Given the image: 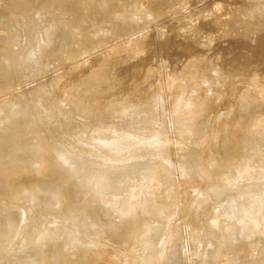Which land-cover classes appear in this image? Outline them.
Segmentation results:
<instances>
[{
  "label": "rangeland",
  "instance_id": "obj_1",
  "mask_svg": "<svg viewBox=\"0 0 264 264\" xmlns=\"http://www.w3.org/2000/svg\"><path fill=\"white\" fill-rule=\"evenodd\" d=\"M50 1L0 0V70L2 69L0 75L2 73L6 75L7 73L6 79L0 82V87L3 86L2 88H4L1 90L6 89L5 92L7 91L3 93L4 91L0 90V105L6 113L0 108V161L4 160L0 162V171L9 166L13 168L14 165H19L18 163H21L20 156L25 159V155L28 153L24 151L25 149H22L27 146L24 143L34 140L33 136L38 133V135H44L48 138H45V143L50 146L53 145L51 148L58 157L64 156V159L66 157L67 166L72 165L71 167L81 174L83 173V176L87 175L98 182L103 178L105 179V177L107 179L101 181L102 184L99 183L102 185L99 188L101 199L96 203L89 200V187H87L88 184L85 181L86 177L78 179V176L69 174L72 172L67 167L58 172L55 171V176L51 175L52 180L55 179V183L50 178L44 183L46 182L45 185L50 186L56 184L57 191L61 189L60 193L63 196L64 204L60 202L61 199H59L60 204L57 203L61 207L63 205L62 208H64L65 213L62 212V214L66 215L65 217L59 212L60 206L55 201H50L47 195L33 194L31 190L25 193L23 191V194L21 190L16 189L17 186L11 190L12 187L6 181L5 184L7 185L4 184V181L0 183V231L5 233L6 227L11 228L10 230L13 229V233L9 230L6 232L9 238L0 233V241L4 245L0 243L3 246L2 249L0 245V264L2 262V264H34V260L35 264H118L119 261L120 264H139L146 256H150L148 264H264V238L260 236V233H264V218H259L257 211L264 207V168H262L263 170L259 169L264 164V159H259L260 156L264 155V140L260 143L254 138V135L260 131L261 125L264 124V86L260 88L261 84H264V0H158L159 2L156 0L157 3H155V0L151 2L146 0V3L149 4L154 1L149 6L143 3L145 0H138L137 2L140 5L144 4V7L138 4L141 8L140 12L138 11L139 8L136 10V7H138L135 3L136 0H121L123 4H125L124 1L127 2V5H124L125 9L123 5H119L122 6L119 7L118 2L115 3L116 0H112L113 3L107 0L106 5H104V1L98 0L99 7L95 2L97 0H67L68 2L64 0L68 6L64 2L60 3L61 0L60 2L53 0L55 1H52L53 3ZM76 1L80 3V7H78ZM100 2H104V4L102 3L104 6ZM107 2L110 3L111 11L114 7L116 8L114 14H112L113 11L109 12ZM115 4L117 7L113 6ZM35 6L37 8H34ZM72 6L78 8L74 9ZM29 7L32 10L34 9L33 12ZM148 8L151 9L148 10ZM36 9L39 10L38 12L43 11L45 20L51 22L52 31L47 26L43 27L44 25H38L34 29L35 23L32 20H35L34 12L36 14ZM24 10L26 13L22 12ZM120 16H123V18ZM81 19L83 20L80 21ZM1 20L4 22L2 23ZM70 27L71 29H69ZM80 28L81 32L77 30ZM45 29L52 34L48 41L45 39L46 37L42 36ZM15 31L17 33H14ZM100 31L105 33L101 34ZM24 34L26 38L23 36ZM8 35L11 36L10 39H13L12 43L16 39L19 45L13 43L14 47L12 48L13 44L10 43L11 40H9ZM66 36L69 39L73 37L75 43ZM23 37L28 41H25ZM42 38L46 40V44L42 41ZM65 40H69L72 45ZM6 42L7 46H4ZM32 44L39 47L37 54L35 53L36 56L28 60H19V54L26 52L29 45ZM64 50H67L65 54ZM95 70L100 73L99 76L108 79V85H99L93 87L94 89L90 88L87 94L82 89L88 87L85 86L90 84L87 75ZM230 75H232L233 80ZM244 76L245 80L243 81L242 77ZM259 79L261 80L259 81ZM170 81L173 82L172 85ZM257 81L261 83L260 86L257 85ZM256 86L258 87L256 88ZM242 88H245L246 92L247 90H250V92L254 90L252 92L257 97L251 99L252 97L250 98L248 95V98L239 99L237 94ZM255 88L258 91L259 89L262 90L257 92ZM252 92L250 96H252ZM73 98L78 102L81 100L80 98H85L83 100L84 107L92 108V110L102 108L100 110L101 114L83 120L84 117L82 118L74 112L73 106L78 102H74ZM126 98L134 101L136 99L144 101L146 107L138 110L139 114L134 120H131L133 118L127 112L124 114L125 120L123 119L124 116H121L124 121L115 122L106 119L111 116V112L116 107L121 106L123 99ZM177 99L179 102L176 101ZM7 101L9 103L11 101V105ZM99 103H101V106H97L100 105ZM95 104L94 108L93 105ZM4 105L7 107H4ZM9 105L17 109V112ZM128 106L129 108L131 106L130 104L127 105L126 109L129 110ZM201 106H204L203 109L196 114L197 107ZM85 108L82 107L83 111ZM7 109H9L8 111L11 112L12 116L16 113L14 117L5 111ZM103 109L104 111H102ZM22 111L24 114H22ZM147 113L149 114L147 115ZM3 114L7 119L2 117ZM128 116L131 117V119L128 118L130 121H127ZM199 117L202 121H199ZM8 118L10 121H8ZM30 119L31 122L28 123L27 121ZM34 122L36 123L34 124ZM24 125L26 128L28 127L27 130ZM32 126L34 130H32ZM135 126H137L136 129ZM29 128H31V134L28 132ZM23 129L25 131H22ZM153 132H156V134H153ZM23 133L29 135L26 137ZM235 139L244 141L248 145L245 148L243 147L247 150L246 152L243 148H239L236 155L238 159H245L243 164H246L247 167L244 165L245 170H240V174H238L235 168L237 167L235 166L236 161H233L232 165L224 170L225 174L223 175V172L219 175L220 171L217 172V166L212 168L208 160L213 158L214 153L218 154L217 156L214 154V158L220 160L223 156L222 153L228 150ZM45 143L41 144V149H47ZM162 143L163 145H160ZM157 144L164 147L158 153L155 152L156 150H151L152 146L156 147ZM146 147L151 148V151L145 150ZM215 149L218 151L213 152ZM221 149L223 152H221ZM36 153H39L38 149L29 156L26 165L23 163L24 169L22 166V170L24 173L35 168L34 164L39 160L35 156ZM249 153L253 157H250ZM56 155L55 158H57ZM34 158H37V160ZM112 158L116 159L113 161ZM115 161L117 162L115 163ZM50 163L52 164L51 161ZM218 164L220 165V163ZM157 168L161 169L165 176L163 185L167 193H164L166 196L162 195V199L158 198L160 195L156 193L155 187L158 183L156 181L151 183V176L149 178L150 173ZM215 170L216 172H214ZM98 171L100 172L98 173ZM93 174L95 176L99 175V179ZM67 176L70 180L65 178ZM100 176H103V178L101 179ZM143 177L148 178L145 180ZM142 179L146 182L148 179V186L146 182L144 184ZM24 183L20 182L19 186H24ZM39 183L34 187L35 190L44 184L40 181ZM73 183L75 184L73 185ZM142 186L145 187V190ZM69 187L75 189H71L72 192L74 191L73 193L68 191ZM248 187H250L249 190ZM30 189H33V187H30ZM66 189L68 190L66 191ZM136 190H140L139 193ZM18 191H20V194H18ZM129 191H135V194L138 193L142 196L143 191H145L144 198L151 199L154 197V200L151 199L147 208L150 211L139 212L138 218L129 213L130 215L120 221L116 211L121 202L123 204V201H126V196L130 197L128 193L132 192ZM140 192L142 193L140 194ZM70 193L76 197L74 198ZM15 194H17V199H15ZM68 194L73 197L69 203L67 200H70L68 197L71 198V196H68ZM35 195L39 197L37 198ZM197 196L198 198H195ZM42 197L43 199H40ZM201 201L203 203H200ZM198 203L199 208L190 215V211ZM130 205L131 208H137L138 202L133 201ZM160 205L166 210H164V214L167 216H164L159 231L153 236L152 246L142 250L139 254L133 252V244H124V240L126 239L125 242L130 243L129 238L132 233L141 227H145L151 219L152 212ZM65 208H68V212ZM74 208H76L75 211ZM78 209H85V214L94 218L93 222L97 224L98 229H90L88 232L87 230H80L76 224V222L78 223L77 218L72 219V221L67 218L72 217V213ZM69 211L72 213L70 214ZM240 211L241 213L247 212V217L250 218L243 228L238 221ZM229 213L235 217L230 218ZM20 214L23 216L16 217ZM226 214L230 219L225 217ZM6 221L11 222V224L6 226L4 224L7 223ZM115 221L117 222L115 223ZM126 223L128 227H126ZM137 223H142V226ZM13 224L16 225L12 227ZM119 224L121 228L118 227ZM68 226L69 228H67ZM211 226L214 227V231H216V235L220 236V239L215 240L216 236L211 234ZM122 227H126L124 231ZM15 228H17V231L14 230ZM128 228L131 233H129ZM132 228L133 230H130ZM3 229L5 231H2ZM63 229L66 231L65 233ZM76 229L78 233L83 232L81 234L84 235L76 234ZM119 229L120 231H118ZM59 230H62V233ZM68 230H73L68 237L69 239L72 238L70 240L66 235L69 232ZM125 231L127 233L123 236L119 235H122ZM15 232L17 233L15 234ZM114 232L117 234L119 232L117 237L118 241L120 240V246L119 242L116 241L117 239L113 238L116 236ZM76 235L77 237L74 238ZM31 237L37 239V242L33 241L34 244L36 242L35 245L31 244ZM75 239L76 241H74ZM83 239L85 241L87 239L88 241L95 240L94 243L96 244L93 246L80 245L77 241ZM9 241V246H7ZM3 242H7V244ZM30 245H33V247H28ZM121 245H123L124 250ZM127 245L130 250L127 249ZM161 249L163 250L161 251ZM36 251L43 256L42 259H37L38 262L34 257L37 254L34 255ZM175 251H179L178 254ZM132 252L135 254H131ZM214 253H218L217 256L215 254L210 257ZM52 254H54V259L51 258ZM115 254H117L116 257H121L117 262L115 261L116 258L114 260L112 258ZM2 255L4 257H1ZM170 255L173 257L171 258ZM32 258L33 262H31Z\"/></svg>",
  "mask_w": 264,
  "mask_h": 264
},
{
  "label": "bare ground",
  "instance_id": "obj_2",
  "mask_svg": "<svg viewBox=\"0 0 264 264\" xmlns=\"http://www.w3.org/2000/svg\"><path fill=\"white\" fill-rule=\"evenodd\" d=\"M53 0H51L50 2L51 3H53V2H55V1H53ZM56 1H59L60 2V0H56ZM67 1V0H66ZM72 1V0H71ZM80 1V0H79ZM98 1V0H97ZM97 1H95L96 3H97V6L99 5V1L97 2ZM100 1H104L105 2V4H104V2H102L104 5H106V1L107 0H100ZM109 1V0H108ZM112 0H110L109 2H111ZM123 1V0H122ZM121 0H116V2L115 3H117L118 2V6L119 5H123V7H124V5L126 4L127 5V0L126 1H124L125 2V4H123V2H122ZM132 1V0H131ZM138 0H136L135 1V3H137V6H138V2H137ZM152 0H150V2H151ZM156 1V0H155ZM158 1V0H157ZM157 1L155 2V3H157ZM164 1V0H163ZM182 1H184V0H182ZM186 1V0H185ZM24 2V1H23ZM62 2H64V0H61V2L60 3H62ZM68 2V1H67ZM77 2V1H76ZM120 2H122V4H120ZM143 2V1H142ZM154 2V1H153ZM152 2V3H153ZM159 2V1H158ZM221 2V1H220ZM64 3H66V2H64ZM69 3H71V2H69ZM74 3H75V1H74ZM93 3V2H92ZM101 3V2H100ZM101 3V4H102ZM112 3H113V1H112ZM134 3V2H133ZM144 4H146V6H147V4H148V6L150 5V4H152V3H146V0H145V2H143ZM179 3V2H178ZM27 4V3H26ZM56 4V3H55ZM67 4V3H66ZM73 4V3H72ZM76 4V3H75ZM94 4V3H93ZM102 4V5H103ZM107 4H108V6H109V4L110 3H108L107 2ZM130 4H131V2H130ZM142 4V3H141ZM144 4L143 5H140L139 4V6H143L144 7ZM177 4V3H176ZM181 4V3H180ZM186 4V3H185ZM185 4H183V5H185ZM29 5V4H28ZM42 5V4H41ZM77 5H78V7H80L81 5H80V3L79 2H77ZM76 5V6H77ZM80 5V6H79ZM94 5H96V4H94ZM94 5L92 6L93 7V9H94ZM103 5V6H104ZM112 5V4H111ZM125 5V6H126ZM136 5V4H135ZM47 6V5H46ZM45 6V7H46ZM67 6H68V4H67ZM73 6H74V4H73ZM72 6V7H73ZM96 6V8H98ZM103 6H100L101 8L103 7ZM113 6H116V4L115 5H113ZM139 6L138 7H136V10L139 8ZM145 6V8L147 9V7ZM32 7V6H31ZM69 7H71V6H69ZM78 7H76V8H78ZM117 7V6H116ZM119 7H122V6H119ZM128 7H129V5H128ZM134 7V6H133ZM142 7V8H143ZM177 7H178V5H177ZM16 8V7H15ZM33 8V7H32ZM32 8L30 9V7H29V9L33 12V10H32ZM34 8H37V6H35ZM64 8H66V7H64ZM64 8H62V9H64ZM74 9H76L75 7H73ZM72 8V9H73ZM96 8H95V10H96ZM106 8V7H105ZM153 8V7H152ZM171 8V7H170ZM213 8V7H212ZM233 8V7H232ZM24 9V8H23ZM28 9V10H29ZM39 9H40V7H39ZM50 9V8H49ZM67 9V8H66ZM98 9H100V8H98ZM111 8H110V6H109V10H110ZM114 9H116L115 7L112 9V11H113V13L112 14H114L115 13V11H114ZM124 9H125V7H124ZM126 9H127V7H126ZM145 9V10H146ZM151 9V8H150ZM149 8H148V10H150ZM26 10V9H25ZM22 11V12H24V13H26V11ZM37 10V9H36ZM79 10H80V8H79ZM81 10H82V7H81ZM108 10V11H109ZM134 10V13H135V8L133 9ZM139 10H141V8H139L138 9V11ZM145 10H143L144 12H146L147 13V11H145ZM153 10V9H152ZM15 11V10H14ZM39 10H37V12H38ZM45 11V10H44ZM69 11V10H68ZM73 11H75V10H73ZM111 10L109 11V12H112ZM132 11V10H131ZM142 11V12H143ZM11 12V11H10ZM29 12V11H28ZM28 12H27V14H28ZM36 12V14H35V12H34V19L35 20H32L34 23V29L39 25H41V26H43V27H45V26H47L48 27V29H50L51 31L53 30L52 28H51V22H49L48 20H45V17H44V15H43V11L42 12H38L37 13ZM79 12V11H78ZM77 12V13H78ZM81 12V11H80ZM108 12V13H109ZM127 12V11H126ZM140 12V11H139ZM139 12H138V14H139ZM143 12V13H144ZM149 12H151V11H149ZM148 12V13H149ZM160 12V11H159ZM48 13V12H47ZM68 13V12H67ZM71 13V12H70ZM73 13V12H72ZM107 13V15H109ZM133 13V12H132ZM133 13V14H134ZM32 14V13H31ZM45 14V13H44ZM76 14V13H75ZM79 14V13H78ZM111 14V13H110ZM111 14V15H112ZM120 14H122V13H120ZM119 14V15H120ZM132 14V15H133ZM137 13H135V15H136ZM237 14V13H236ZM47 15V14H46ZM72 15H74V14H72ZM123 15H124V13H123ZM135 15H133V17H135ZM142 15V14H141ZM140 15V16H141ZM26 16H28V15H26ZM71 16V15H70ZM125 16V15H124ZM18 17V16H17ZM23 17L25 18V15L23 14ZM75 17V16H74ZM74 17H72V18H74ZM91 17H92V15H91ZM117 17H118V14H117ZM120 17H122L123 18V16H120ZM119 17V18H120ZM13 18V17H12ZM31 18V17H30ZM71 18V17H70ZM77 18H80V17H77ZM136 18H137V16H136ZM1 19H3V18H1ZM6 19V18H5ZM5 19H3V20H5ZM217 19V18H216ZM7 20V19H6ZM77 20V19H76ZM83 19H81L80 21H82ZM123 20V19H122ZM220 20V19H219ZM226 20V19H225ZM224 20V21H225ZM2 21V20H1ZM121 21V20H120ZM218 21V20H217ZM4 21H2V23H3ZM7 22H10V21H7ZM72 22V21H71ZM76 22V21H75ZM234 22H235V20H234ZM233 22V23H234ZM16 23V22H15ZM31 23V22H30ZM79 23V22H78ZM77 23V24H78ZM122 23V22H121ZM229 23V22H228ZM227 23V24H228ZM7 24V23H6ZM9 24V23H8ZM76 24V23H75ZM231 24V23H230ZM0 25H1V23H0ZM11 25V24H10ZM13 25V24H12ZM28 25V24H27ZM232 25V24H231ZM50 26V27H49ZM77 26H79V25H77ZM230 26V25H229ZM8 27V26H7ZM10 27V26H9ZM12 27V26H11ZM14 27V26H13ZM27 27V26H26ZM75 27V26H74ZM140 27V26H139ZM32 29V28H31ZM69 29H71V27L69 28ZM73 29V28H72ZM74 29H76V28H74ZM13 30V29H12ZM77 30H81V28L80 29H77ZM14 31V30H13ZM34 31V30H33ZM78 31V32H79ZM81 32V31H80ZM117 32H119V31H117ZM14 33H17L16 31L14 32ZM38 33V32H37ZM100 33H101V31H100ZM99 33V34H100ZM102 33H105V32H102ZM101 33V34H102ZM120 33V32H119ZM10 34V33H9ZM21 34H23V33H21ZM33 34H34V32H33ZM71 34V33H70ZM77 34V33H76ZM79 34H81V33H79ZM96 34H98V33H96ZM50 35H52L51 34V32L50 31H48V30H44V32H42V36L45 38V39H47V41H48V38L50 37ZM73 35V34H72ZM118 35V34H117ZM120 35H122V34H120ZM24 37H25V34L23 35ZM63 36V35H62ZM75 36V35H74ZM105 36H106V34H105ZM8 37H9V40H11L10 41V43H12V41H13V39H10V37L11 36H9L8 35ZM23 37V38H24ZM98 37V36H97ZM97 37H95V38H97ZM118 37H119V35H118ZM6 38V37H5ZM26 38V37H25ZM24 38V40L25 41H28L27 39H25ZM35 38V37H34ZM44 38H42V41L43 42H45L46 40L44 39ZM66 38H68V36H66ZM100 38H102V37H100ZM138 38H139V36H138ZM137 38V39H138ZM69 39V38H68ZM70 39H71V37H70ZM69 39V40H70ZM75 39H77V38H75ZM136 39V40H137ZM6 40V39H5ZM8 40V39H7ZM8 40V41H9ZM60 40V39H59ZM63 40V39H62ZM69 40H67L68 42H70ZM78 40V39H77ZM134 40V39H133ZM66 41V40H65ZM66 41V42H67ZM71 41H73L74 42V39H73V37H72V39H71ZM76 41V40H75ZM148 41V40H147ZM133 42V41H132ZM9 43V42H8ZM8 44V45H10V47H11V44ZM15 45L16 44H18L17 43V40L15 39L14 40V42H13ZM12 43V44H13ZM75 43V42H74ZM14 44H13V46H12V48L14 47ZM45 44H46V42H45ZM68 44V43H67ZM70 45H72L71 44V42L69 43ZM126 44V43H125ZM19 45V44H18ZM147 45V44H146ZM172 45V44H171ZM4 46H7V42H6V45H4ZM66 47V46H65ZM64 47V48H65ZM68 47V46H67ZM149 47V46H148ZM5 48V47H4ZM129 48V47H128ZM15 49V48H14ZM132 49V48H131ZM183 49V48H182ZM181 49V50H182ZM185 49V48H184ZM241 49V48H240ZM6 50H8L7 48H6ZM13 50V49H12ZM39 50V47H37L36 46V44H32V45H29V48H28V50H26V52H23V54H19V60H28V59H32L33 58V56H36V54H37V51ZM100 50V49H99ZM113 50V49H112ZM243 50V49H242ZM13 51H15V50H13ZM67 51V50H66ZM65 50L63 51L64 52V54H65V52H66ZM177 51V50H176ZM184 51V50H183ZM11 52V51H10ZM182 52V51H181ZM256 52V51H255ZM12 53V52H11ZM36 53V54H35ZM115 53V52H114ZM244 53V52H243ZM249 53V52H248ZM254 53V52H253ZM257 53V52H256ZM6 54V53H5ZM14 54V53H13ZM34 54V55H33ZM76 54V53H75ZM195 54V53H194ZM9 54L7 53V56H8ZM12 55V54H11ZM80 55V54H79ZM247 55V54H246ZM255 55V54H254ZM253 55V56H254ZM258 55V54H257ZM13 56V55H12ZM12 56H10V57H12ZM97 56V55H96ZM256 56V55H255ZM17 57H18V54H17ZM16 57V58H17ZM31 57V58H30ZM12 59V58H11ZM64 59V58H63ZM145 59H146V57H145ZM9 60V59H8ZM14 60H15V57H14ZM17 60V59H16ZM13 62V61H12ZM72 62V61H71ZM0 66H1V63H0ZM97 66V65H96ZM100 66V65H99ZM75 67V66H74ZM224 67V66H223ZM93 68V67H92ZM96 68V67H95ZM98 68V67H97ZM145 68V67H144ZM77 70V69H76ZM0 71H2V69L0 70ZM97 71H98V69H97ZM96 70L94 71V72H92L90 75H87L88 77H87V79L89 80V83L90 84H87V85H85V86H88V87H86V88H84V89H82V91L83 90H85V93H87V92H89V90H90V88H93V87H97V86H99V85H101V86H104V85H108V82H107V80L108 79H106V77H102V76H99L98 74H100L99 72H97ZM6 72V71H5ZM12 73V72H11ZM225 73V72H224ZM13 74V73H12ZM152 74V73H151ZM6 75H7V73H6ZM6 75L4 74V73H2V75H0V82L1 81H4V79H6ZM98 75V76H97ZM176 75V74H175ZM198 75H199V73H198ZM63 76V75H62ZM230 77H231V79L233 80V78H232V75H230ZM248 76L246 75V78H247ZM12 78V77H11ZM105 78V79H104ZM199 78V77H198ZM237 78V77H236ZM243 78V79H242ZM241 79L244 81L245 79V76L244 77H242ZM174 79V78H173ZM149 80V79H148ZM248 80V79H247ZM261 79H259V81H260ZM172 81V80H171ZM170 81V84L172 83L173 84V82H171ZM228 81H230V79H228ZM241 81V80H240ZM127 82V81H126ZM227 82V81H226ZM232 82V81H231ZM230 82V83H231ZM258 82V81H257ZM13 83V82H12ZM83 84V83H82ZM171 84V85H172ZM183 84V83H182ZM233 84V83H232ZM259 84H261V83H257V85L258 86H260ZM8 85V84H7ZM166 85V84H165ZM170 85V86H171ZM181 85V84H180ZM262 86L260 87V88H263V86H264V84L262 83L261 84ZM174 86V85H173ZM258 86H256V88L258 87ZM3 87V86H2ZM2 87H0V90L1 89H4V88H2ZM8 87V86H7ZM6 87V88H7ZM12 87V86H11ZM82 87V86H81ZM177 87H179V86H177ZM9 88V87H8ZM7 88V90H9ZM104 88V87H103ZM108 88H109V86H108ZM175 88V87H174ZM180 88V87H179ZM255 88V89H256ZM79 89V88H78ZM94 89V88H93ZM92 89V90H93ZM109 89H111V88H109ZM259 89V88H258ZM6 90V89H5ZM5 90H1L3 93H6L5 92ZM80 90V89H79ZM98 90V89H97ZM100 90V89H99ZM246 89L245 88H242L241 89V91L237 94V96L239 97V99L241 98V99H245V98H248V95H249V97L251 98V99H253L254 97H257V95L255 96L254 94H253V92H254V90H252L251 92H252V96H250V90L248 91L247 90V92L245 91ZM260 90H262V89H259V91ZM264 90V89H263ZM78 91V90H77ZM81 91V90H80ZM179 91V90H178ZM239 91V90H238ZM256 91L257 92H259L257 89H256ZM256 91H255V93H256ZM84 92V91H83ZM248 92H250L249 94H248ZM70 93V92H69ZM17 94V93H16ZM78 94H79V92H78ZM77 94V95H78ZM88 94V93H87ZM105 94V93H104ZM195 94V93H194ZM77 95H75V96H77ZM136 95H137V93H136ZM140 95V94H139ZM260 95V94H259ZM101 96V95H100ZM176 96V95H175ZM66 97V96H65ZM87 97V96H86ZM187 97V96H186ZM229 97V96H228ZM237 97V98H238ZM259 97V96H258ZM3 98V97H2ZM71 99H72V97H70ZM74 99V98H73ZM77 99H78V97H77ZM81 100L78 102L77 100L75 101V99H74V102H78L75 106H73L72 105V103H71V105L74 107V112L76 113V114H78V115H80V116H82V118H83V120H85V118L87 119L88 117H94V116H96L97 117V114H99L100 113V110L102 109H98V110H95V109H93L92 110V108L91 109H88V108H85L84 106H85V103L83 102V100H85V98L84 99H82V98H80ZM136 99V98H135ZM139 99V98H138ZM152 99V98H151ZM187 99H188V97H187ZM196 99V98H195ZM255 99V98H254ZM31 100V99H30ZM29 100V101H30ZM68 100V99H67ZM66 100V101H67ZM88 100V99H87ZM97 100V99H96ZM96 100H95V102H96ZM181 100V99H180ZM236 100V99H235ZM73 101V100H72ZM71 101V102H72ZM175 101V100H174ZM176 101H178L179 102V100L177 99ZM175 101V102H176ZM8 102V101H7ZM62 102V101H61ZM65 102V101H64ZM73 102V103H74ZM89 102V101H88ZM9 103V102H8ZM10 103H11V101H10ZM9 103V104H10ZM68 103V102H67ZM254 103H255V101H254ZM3 104V103H2ZM13 104H14V102H13ZM12 104V106L14 107V105ZM66 104V103H65ZM70 104V103H69ZM100 105H97V106H101V103H99ZM105 104V103H104ZM130 104V106H131V108H129V106H128V108H129V110L128 109H126V107H127V105H129ZM7 105V104H6ZM6 105H4V107L6 106ZM11 105V104H10ZM9 105V107H12V106H10ZM16 106H17V104H15ZM240 105V104H239ZM2 105H0V108H2L1 107ZM15 106V107H16ZM94 106H96V104L95 105H93V107ZM147 106H148V104H147ZM7 107V106H6ZM8 107V108H9ZM12 107V108H13ZM18 107V106H17ZM16 107V108H17ZM82 107H83V109L85 108V110L83 111V109H82ZM102 107H104V106H102ZM143 107H146L145 106V103H144V101L142 102V101H139V100H137L136 99V101H134V100H129L128 98H126V99H123V101H122V103H121V106H118V107H116L112 112H111V116L109 117V118H106V119H109V120H111V121H115V122H121V121H124L125 120V113L127 112V113H129V115L133 118V119H131V117H127V121H130L128 118H130L131 120H134L135 119V117L139 114V111L138 110H140V108H143ZM203 107L204 106H201V107H197V109H196V114L200 111V110H202L203 109ZM234 107V106H233ZM236 107V106H235ZM95 108V107H94ZM98 108V107H97ZM6 109V108H5ZM14 109V111L16 110V112H17V109H15V108H13ZM25 109V108H24ZM155 109V108H154ZM187 109V108H186ZM211 109V108H210ZM9 109H7V110H5L7 113H9V111H8ZM10 110H12L11 108H10ZM71 110H73V109H71ZM185 110V109H184ZM2 111L4 112V110H3V108H2ZM13 111V110H12ZM21 111V110H20ZM58 111V110H57ZM102 111H104V109L102 110ZM101 111V112H102ZM149 111V110H148ZM147 111V112H148ZM23 112V111H22ZM24 112H25V110H24ZM24 112L22 113V114H24ZM27 112V111H26ZM5 113V112H4ZM11 113V112H10ZM9 113V114H10ZM15 113V112H14ZM57 113V112H56ZM149 113H150V111H149ZM149 113H147V115L149 114ZM213 113V112H212ZM6 114V113H5ZM16 114V113H15ZM14 114V115H15ZM26 114V113H25ZM63 114H65V113H63ZM71 114V113H70ZM101 114V113H100ZM187 114V113H186ZM8 115V114H7ZM6 115V116H7ZM14 115L12 116V114H10V116H12V117H14ZM37 115V114H36ZM35 115V116H36ZM74 115V114H73ZM105 115H107V114H105ZM199 115V114H198ZM205 115V114H204ZM34 116V117H35ZM39 116V115H38ZM37 116V117H38ZM57 116V115H56ZM59 116V115H58ZM76 116V115H75ZM121 116H124V120H122V117ZM2 117H5V115L3 114V116ZM34 117H32V118H34ZM36 117V118H37ZM139 117V116H138ZM205 117V116H204ZM6 119H7V117H5ZM10 118V117H9ZM9 118H8V121H10L9 120ZM22 118H24L23 116H22ZM30 118V117H29ZM78 118V117H77ZM203 118V117H202ZM235 118V117H234ZM55 119V118H54ZM66 119V118H65ZM80 119V118H79ZM237 119V118H236ZM18 120V119H17ZM77 120V119H76ZM201 119H200V117H199V121H200ZM203 120H204V118H203ZM235 120V119H234ZM233 120V121H234ZM241 120V119H240ZM7 121V122H8ZM11 121H12V119H11ZM33 121V120H32ZM34 121H36V120H34ZM82 121V120H81ZM89 121V120H88ZM202 121V120H201ZM238 121V120H237ZM28 123L29 122H31V119L30 120H28L27 121ZM26 122V123H27ZM87 122V121H86ZM90 122V121H89ZM95 122V121H94ZM257 122V121H256ZM1 123V122H0ZM9 123V122H8ZM25 123V125L27 126V124ZM33 123V122H32ZM36 122H34V124H35ZM38 123V122H37ZM125 123H126V121H125ZM129 123V122H128ZM191 123V122H190ZM227 123V122H226ZM232 123V122H231ZM230 123V124H231ZM9 124H12V123H9ZM24 124V123H23ZM31 124V123H30ZM132 124V123H131ZM141 124V123H140ZM204 124V123H203ZM229 124V125H230ZM24 125V126H25ZM32 125V124H31ZM26 126H25V128H26ZM29 127H30V125H28ZM120 126V125H119ZM140 126V125H139ZM143 126V125H142ZM259 126V125H258ZM136 127L137 126H135V129H136ZM194 127V126H193ZM28 128V127H27ZM27 128H26V130H27ZM32 128V130H34L33 129V126L31 127ZM31 128H29V130H28V132H29V134H31L30 133V129ZM35 128V127H34ZM36 128H37V126H36ZM129 129V128H128ZM200 129V128H199ZM44 130H45V128H44ZM179 130V129H178ZM181 131H183L182 129H180ZM179 130V131H180ZM22 131H25V129H23ZM46 131V130H45ZM199 132H200V130H198ZM233 131H234V129H233ZM27 131H26V134L28 133ZM47 132V131H46ZM120 132V131H119ZM130 132V131H129ZM197 132V131H196ZM32 133H33V131H32ZM42 133V132H41ZM131 133V132H130ZM156 134V132H153V134ZM183 133V132H182ZM233 133V132H232ZM24 135H25V133H23ZM28 134V135H29ZM127 134H128V132H127ZM28 135H25L26 137L28 136ZM36 136H33L35 139L34 140H29V139H26V140H29L30 141V143H28V142H26V143H24L25 145H27V146H25V148H22L24 151H26V152H28L27 153V155H25V159L22 157L21 158V156H20V162L21 163H18L19 165H14L13 166V168L11 167V166H9V167H7L6 169H2L1 171H0V183H3V181H4V184L7 182V184H9L10 185V187H12L11 188V190L12 189H14V187H16V189L18 190H21L22 192L21 193H23V191H24V193L26 192V191H29V190H31V191H33V192H31V193H33V194H37V195H41V194H43V195H47L48 196V199L50 200V201H55L56 203L57 202H59V199H61L62 200V198H63V196L61 195V193H60V190L59 191H57L58 189L56 188V184L53 186V185H45V183H44V181H47L49 178L52 180V178H51V175L53 176H55V174H54V172L56 171V172H58L59 170H61L62 168H68V169H70V171L72 172V173H69V174H72V175H76V176H78V179H81L82 177H86V179H85V181L87 182V187H89V200L91 201V202H96L97 203V201H99L100 199H101V194H100V186L102 187V185H100V184H102V183H100L101 181H103V180H105V179H107L106 177H105V179L103 178V176L101 177L100 176V178L102 179L100 182H98L97 180L95 181V179L93 178V180H92V178L91 177H89V176H83L79 171H77L76 169H74V168H72L71 166L72 165H68L67 166V162L68 161H66L65 159H66V157H65V159H64V156L63 157H58L55 153H54V151H53V149L51 148L52 146H50L48 143L46 144L45 143V138L46 137H44V135L42 136V135H38V133L37 134H35ZM117 135V134H116ZM124 135V134H123ZM192 135V134H191ZM1 136V135H0ZM130 136V135H129ZM154 136V135H153ZM157 136V135H156ZM194 136V135H193ZM226 136H227V134H226ZM32 137V136H31ZM223 137V136H222ZM224 137H225V135H224ZM116 138V137H115ZM118 138V137H117ZM162 138V137H161ZM185 138V137H184ZM254 138L256 139V140H258L260 143H261V141L262 140H264V124L263 125H261V128H260V131L259 132H257L255 135H254ZM31 139V138H30ZM46 139H48V138H46ZM97 139V138H96ZM114 139V138H113ZM218 139V138H217ZM51 140V139H50ZM140 140V139H139ZM153 140H155V139H153ZM156 140H157V138H156ZM208 140V139H207ZM227 141H228V138L226 139ZM47 141V140H46ZM117 141V140H116ZM136 141V140H135ZM138 141V140H137ZM161 142H162V140H160ZM221 141V140H220ZM50 142V141H49ZM98 142V141H97ZM96 142V143H97ZM131 142V141H130ZM245 142H246V139H245ZM22 143V144H23ZM28 143V144H27ZM46 144L47 145V149H41V144ZM95 143V144H96ZM120 143V142H119ZM153 143V142H152ZM209 143V142H208ZM112 144H113V142H112ZM116 144V143H115ZM114 144V145H115ZM121 144V143H120ZM129 144V143H128ZM135 144V143H134ZM147 144H150V143H147ZM154 144H155V142H154ZM230 144V143H229ZM229 144H227V145H229ZM251 144H252V142H251ZM119 145V144H118ZM122 145V144H121ZM156 145V144H155ZM160 145H163V143L162 144H160ZM159 144H157V146L156 147H154V146H152V149L151 148H149V147H146V149L145 150H156L155 152L156 153H158V152H160L164 147H161ZM226 145V146H227ZM55 146V145H54ZM106 146V145H105ZM108 146V145H107ZM117 146V145H116ZM115 146V147H116ZM132 146V145H131ZM138 146H140V145H138ZM226 146H225V148H226ZM245 146H248L246 143H244V141H241V140H239V139H235L233 142H232V144H231V146L229 147V146H227V147H229L228 148V150L227 151H225V153H222L223 154V156H222V154H221V156H222V161H221V159L220 160H218V159H216V158H214V154H216V156L218 155L217 153H214L213 154V158H211L210 160H208V161H210V163H211V166H212V168H214V167H216L217 166V168H216V170H217V172L218 171H220V173H219V175L220 174H222L223 172H224V170L227 168V167H229L230 165H232V163H233V161H236V165L235 166H237V167H235L236 168V171H238V174H240V170H245V168L247 167V165L246 164H243V161H245V159H238V157L236 156L237 155V151H239L238 149L239 148H245ZM254 146V145H253ZM40 147V148H39ZM96 147V146H95ZM103 147V146H102ZM114 147V148H115ZM121 147V146H120ZM124 147V146H123ZM129 147V146H128ZM219 147H220V145H219ZM221 147H222V145H221ZM126 148V147H125ZM224 148V149H225ZM243 148V150H245V152L247 151L246 149H244ZM264 148V147H263ZM36 149H38V152L39 153H36V155L35 156H37V158H39V160L34 164V166H35V168H33L32 170H29L27 173H24V171L22 170V166H23V163H24V165H26V161H27V159H29V156L31 155V154H33L35 151H36ZM119 149V148H118ZM253 149H254V147H253ZM122 150V149H121ZM150 150V151H151ZM222 150V149H221ZM255 150V149H254ZM125 151V150H124ZM218 151V150H217ZM216 151V149L213 151V152H217ZM241 152H244V151H242V150H240ZM56 152V151H55ZM117 152V151H116ZM130 152V151H129ZM153 152V151H152ZM200 152V151H199ZM221 152H223V150L221 151ZM253 152V151H252ZM252 152H251V154H252ZM18 153H20V152H18ZM118 153V152H117ZM131 153V152H130ZM196 153V152H195ZM193 154V153H192ZM210 154V153H209ZM243 154V153H242ZM250 154V153H249ZM250 154V155H251ZM22 155V154H21ZM55 155L57 156V158H55ZM188 155V154H187ZM13 156V155H12ZM23 156V155H22ZM27 156V157H26ZM39 156V157H38ZM121 156V155H120ZM119 156V157H120ZM126 156V155H125ZM127 156H129V155H127ZM243 156H244V154H243ZM255 156V155H254ZM156 157V156H155ZM250 157H253L252 155L250 156ZM37 158H34V159H36L37 160ZM116 158H118V157H116ZM115 158V159H116ZM208 158V157H207ZM242 158V157H241ZM255 158V157H254ZM113 159V158H112ZM115 159H113V161L115 160ZM126 159V158H125ZM259 159H261V160H263L264 159V155L263 156H260V158ZM258 159V160H259ZM9 160H10V158H9ZM35 160V161H36ZM122 160V159H121ZM124 160V159H123ZM2 161V160H1ZM0 161V162H1ZM4 161V160H3ZM2 161V162H3ZM50 161L52 162V164L50 163ZM112 161V162H113ZM221 161V162H220ZM34 162V161H33ZM117 161H115V163H116ZM223 162V163H222ZM31 163V162H30ZM204 163V162H203ZM207 163V162H206ZM218 163H220V165L218 164ZM1 164V163H0ZM33 164V163H32ZM112 164V163H111ZM253 164V163H252ZM7 165H9V164H7ZM244 165H246V167L245 168H243L244 167ZM1 166V165H0ZM112 166H113V164H112ZM219 166V167H218ZM234 166V165H233ZM3 167V166H2ZM1 168V167H0ZM113 168H114V166H113ZM112 168V169H113ZM208 168V167H207ZM262 168H264V164L261 166V168H259L260 170H263ZM23 169H24V166H23ZM74 169V170H73ZM201 169H202V167H201ZM200 169V170H201ZM209 169V168H208ZM204 170V169H203ZM216 170L214 171V172H216ZM252 170V169H251ZM66 171V170H65ZM65 171H63L65 174H66V172ZM69 171V172H70ZM205 171V170H204ZM247 171V170H246ZM100 171H98V173H99ZM198 172V171H197ZM202 172V171H201ZM243 172V171H242ZM80 173V174H79ZM96 174H97V172H96ZM103 174V173H102ZM151 175H149V178H150V176H151V179H150V181H151V183H152V181H156L157 183H158V185L155 187L156 188V193H158L160 196L158 197V198H161L162 197V195H165L164 193H167L165 190V186L163 185V182H164V172L161 170V169H159V168H157V169H155V171L153 172H151L150 173ZM225 174V172L223 173V175ZM236 174V173H235ZM249 174H251V173H249ZM68 175V174H67ZM80 175H82V176H80ZM94 176H95V174H93ZM105 175V174H104ZM222 175V176H223ZM234 175V174H233ZM53 176V177H54ZM56 176H58V175H56ZM69 176V175H68ZM68 176L67 177H65V178H68ZM74 176H72V177H74ZM106 176H108V175H106ZM97 179H99L98 177H99V175H96L95 176ZM233 177V176H232ZM238 177H239V175H238ZM241 177V176H240ZM62 178V177H61ZM109 178V177H108ZM144 178V177H143ZM146 178H148V177H146ZM146 178H144L145 180H146ZM63 179V178H62ZM114 179V178H113ZM235 180L237 179V177L236 178H234ZM64 180V179H63ZM68 180H70V178H68ZM74 180H75V178H74ZM122 180V179H121ZM143 180V179H142ZM145 180H143V182H144V184H145ZM6 181V182H5ZM39 181L41 182V183H44L43 185H41V187H39V189L37 188L36 190H35V186L37 185V184H40L39 183ZM54 181V183H55V179H53L52 180V182ZM106 181H108V180H106ZM106 181H104L105 183H106ZM232 181V180H231ZM247 181V180H246ZM20 182H25L24 183V186H22V185H20L19 186V184H20ZM50 182V181H49ZM118 182V181H117ZM124 182V181H123ZM135 182V181H134ZM137 182V181H136ZM141 182V184H143V182L142 181H140ZM147 182H148V179H147ZM147 182H146V185L148 186V184H147ZM166 182V181H165ZM226 182H227V179H226ZM66 183V182H65ZM100 183V184H99ZM104 183V184H105ZM122 183V182H121ZM150 183V182H149ZM217 183V182H216ZM219 183H221V182H219ZM7 184H5V185H7ZM23 184V183H22ZM50 184H52V183H50ZM68 184H69V182H68ZM75 183H73V185H74ZM133 184V183H132ZM211 184V183H210ZM225 184V183H224ZM77 185V184H76ZM107 185V184H106ZM219 185V184H218ZM72 186V185H71ZM79 186V185H78ZM121 186V185H120ZM135 186H138V185H135ZM134 186V187H135ZM147 186H146V188H147ZM227 186H228V184H227ZM226 186V187H227ZM9 187V186H8ZM8 187H6V188H8ZM30 187H33V189H30ZM75 187V186H74ZM139 187L141 188V186H140V184H139ZM143 187V186H142ZM167 187V186H166ZM187 187V186H186ZM215 187V186H214ZM225 187V186H224ZM244 187H246V186H244ZM68 188V187H67ZM70 188V187H69ZM117 188V187H116ZM124 188V187H123ZM144 188V190H145V187H143ZM142 188V189H143ZM170 188V187H169ZM217 188V187H216ZM221 189H223L222 187H220ZM249 188L250 187H248V190H249ZM8 189H10V188H8ZM71 189L72 188H70L69 190L68 189H66V191L68 190V191H70V192H72L71 191ZM119 189V188H118ZM133 189V188H132ZM139 189V188H138ZM150 189H151V187H150ZM228 189V188H227ZM11 190H10V192H11ZM72 190H75V189H72ZM83 190V189H82ZM86 190V189H85ZM115 190H117V189H115ZM130 190V189H129ZM134 190V189H133ZM147 190H149V188H147ZM146 190V192H148ZM153 190V189H152ZM209 190V189H208ZM213 190V189H212ZM247 190V191H248ZM16 191V190H15ZM65 191V190H64ZM77 191H79V190H77ZM81 191V190H80ZM84 191V190H83ZM88 191V190H87ZM137 191V190H136ZM140 191V190H139ZM139 191H137L138 193H139ZM216 191V190H215ZM243 191V190H242ZM9 192V191H8ZM74 192V191H73ZM72 192V193H73ZM86 192V191H85ZM121 192V191H120ZM129 192H132V191H129ZM135 191H133L132 193H128V194H130V195H128V196H130L129 198L126 196V201H123L124 203L122 204V202H121V204H120V209L118 210L117 209V213H118V216L120 217V221H122V219L123 218H126V216H128V215H133V217H137L138 216V214H139V212H141V211H145V210H148L147 208L149 207V205H150V201H151V199H153L154 200V197L153 198H151V199H149V198H144L145 197V195H144V193H145V191H143L144 193H143V196L142 195H139L138 193H134ZM23 193V194H24ZM30 193V194H31ZM62 193H63V191H62ZM67 193H69V192H67ZM72 193H70L71 195H73L74 196V198L76 197L74 194H72ZM77 193V192H76ZM75 193V194H76ZM118 193H119V191H118ZM142 192H140V194H141ZM155 193V194H156ZM206 193V192H205ZM210 193V192H209ZM208 193V194H209ZM256 193V192H255ZM18 194H20V191H18ZM66 194V193H65ZM70 194H68V196H71ZM81 194H82V192H81ZM116 194V193H115ZM115 194H114V196H115ZM127 194V193H126ZM154 194V195H155ZM158 194H157V196H158ZM17 194H15V196H16ZM37 195H35V197H37ZM42 195V196H43ZM64 195V194H63ZM78 195V194H77ZM207 195V194H206ZM219 195V194H218ZM13 196H14V194H13ZM21 196H22V194H21ZM62 196V197H61ZM82 196H83V194H82ZM87 196V195H86ZM112 196H113V194H112ZM119 196V195H118ZM166 196V195H165ZM169 196V195H168ZM205 196V195H204ZM32 197H34V196H32ZM39 197V196H38ZM37 197V198H38ZM65 198H66V196H64ZM117 197V196H116ZM201 197V196H200ZM65 198H64V200H65ZM88 198V197H87ZM195 198H198V196L197 197H195ZM195 198H194V200H195ZM209 198V197H208ZM15 199H17V196H16V198ZM40 199H43V197L42 198H40ZM48 199H47V202H48ZM68 199H70V200H67L68 201V203H69V201H71V199H73V197L71 196V198L70 197H68ZM116 199V198H115ZM125 199V198H124ZM162 199V198H161ZM220 199V198H219ZM86 200V199H85ZM84 200V201H85ZM112 200H114V199H112ZM153 200H152V202H153ZM168 200V199H167ZM172 200V199H171ZM182 200V199H181ZM11 201V200H10ZM13 201V200H12ZM133 201H136V202H138V206H137V208H131V202H133ZM259 201V200H258ZM15 202H16V200H15ZM38 202V201H37ZM40 202H41V200H40ZM60 202H62V204H64V202H63V200L62 201H60ZM60 202H59V204H60ZM66 202V201H65ZM196 202H197V199H196ZM17 203V202H16ZM46 203V202H45ZM50 203V202H49ZM71 203V202H70ZM82 203V202H81ZM84 203V202H83ZM99 203V202H98ZM195 203V202H194ZM200 203H203V201H201ZM264 203V202H263ZM47 205H48V203H46ZM53 204V203H52ZM58 204V203H57ZM58 204V205H59ZM166 205L168 204V203H165ZM191 204V203H190ZM50 205V204H49ZM70 206H72L71 204H69ZM68 205V206H69ZM84 205H85V203H84ZM83 205V206H84ZM169 205V204H168ZM259 205H260V203H259ZM38 206V205H37ZM53 206V205H52ZM60 206V205H59ZM58 206V207H59ZM67 206V205H66ZM69 206V207H70ZM103 206V205H102ZM152 206V205H151ZM154 206V205H153ZM165 206V205H164ZM201 206V205H200ZM33 207V206H32ZM36 207V206H35ZM44 207V206H43ZM62 207H63V205H62ZM61 206L59 207V212L62 214V212H64V208H62ZM65 207V206H64ZM28 208V207H27ZM45 208H46V205H45ZM71 208V207H70ZM156 208V207H155ZM158 208V209H157ZM156 208V210H152L153 212H152V214H151V219L149 220V222L145 225V227H141L142 225V223H137V224H140L141 226V228H139L137 231H134L133 233H132V235H131V237L129 238L130 240H131V242L130 243H128V242H125V240H124V244H133V246H132V250H133V252H136V253H140L142 250H144V249H146V248H150L151 246H152V244H153V241H152V239H153V236L159 231V227L161 226V222L164 220V216L166 215V214H164V212L166 211L165 209H164V207L162 206V205H160V207H157ZM167 208V207H166ZM188 208V207H187ZM192 208V207H191ZM197 208H199V203H198V205L196 204V206H194L193 207V209H192V211H190V215H192V213L194 212V210H196ZM241 208H243V207H241ZM260 208V207H259ZM264 207H262L261 209H259V210H257L258 211V217L260 218H264V209H263ZM57 209V208H56ZM68 209V208H67ZM66 208H65V210H66V212H68V210H67ZM75 209L76 208H74V211H75ZM136 209V210H135ZM152 209V208H151ZM168 209V208H167ZM189 209V208H188ZM232 209V208H231ZM263 209V210H262ZM58 210V209H57ZM71 210H73L72 208H71ZM165 210V211H164ZM242 210V209H241ZM245 210L247 211V209L245 208ZM244 209L242 210V211H245ZM85 209H78L76 212H74V213H72V212H70V214L72 213V217H67L68 219H70L71 221H72V219H76L77 218V221H78V223L76 222V224H77V226L79 227L78 229H80V230H87V232H88V230H90V229H95V228H97V224H95V222H93L94 221V218L93 217H91V216H87V214H85ZM148 211H150V210H148ZM188 211V210H187ZM187 211H186V213H187ZM231 211V210H230ZM256 211V212H257ZM115 212V213H116ZM238 212V211H237ZM260 212V213H259ZM31 213V212H30ZM65 213V212H64ZM130 213V214H129ZM148 213V212H147ZM231 213V212H230ZM229 213V214H230ZM240 213V216H239V218H238V221H239V225H241V227L243 228L244 227V225H245V223L246 222H248V220H250V218L249 217H247V212H244V213H241V211L239 212ZM6 214V213H5ZM21 214H22V212H21ZM15 215L16 217H18V216H23V215ZM144 214V213H143ZM145 214H146V212H145ZM235 214V213H234ZM238 214V213H237ZM255 214V213H254ZM257 214V213H256ZM255 214V215H256ZM62 215H64V214H62ZM112 215H114V214H112ZM142 215V214H141ZM148 215V214H147ZM227 215V214H226ZM66 215H64V217H65ZM68 216V215H67ZM115 216V215H114ZM125 216V217H124ZM167 216V215H166ZM204 216V215H203ZM229 216H231V214L229 215ZM253 216V215H252ZM251 216V217H252ZM20 217H18V218H20ZM132 217V216H131ZM141 217H143V216H141ZM150 217V216H149ZM169 217H171V215H169ZM178 217V216H177ZM227 219H230V218H232V217H235V216H231L230 218H228V215L227 216H225ZM114 218H117V217H114ZM129 218H130V216H129ZM128 218V219H129ZM138 218V217H137ZM16 219V218H15ZM139 219H140V221H141V218L139 217ZM205 219V218H204ZM258 219V218H257ZM12 220V219H11ZM70 220H69V222H70ZM126 220V219H125ZM138 220V219H137ZM144 220V219H143ZM23 221V220H22ZM58 221V220H57ZM109 221V220H108ZM118 221H119V219H118ZM119 221V222H120ZM129 221H130V219H129ZM259 221V220H258ZM7 222V221H6ZM13 222V221H12ZM75 222V221H74ZM105 222V221H104ZM117 221H115V223H116ZM126 222V221H125ZM139 222V221H138ZM143 222V221H142ZM4 223V222H3ZM18 223H20V222H18ZM44 223V222H43ZM64 223H65V221H64ZM63 223V224H64ZM71 223V222H70ZM73 223V222H72ZM108 223V222H107ZM114 223V224H115ZM145 223V222H144ZM4 224H6V226H7V224H11V222L9 223V222H7V223H4ZM34 224V223H33ZM41 224V223H40ZM39 224V225H40ZM108 224H110V223H108ZM125 224V223H124ZM127 224V223H126ZM236 224H237V220H236ZM14 225H16V224H13V226L12 227H14ZM74 225V224H73ZM73 225H71V226H73ZM133 225H134V223H133ZM144 225V224H143ZM213 225V224H212ZM238 225V226H239ZM20 226H22V225H20ZM101 226V225H100ZM117 226V225H116ZM167 226V225H166ZM8 227H10V226H8ZM16 227V226H15ZM23 227V226H22ZM34 227V226H33ZM109 227H111V226H109ZM118 227H120V224L118 225ZM126 227H128V224L126 225ZM126 227H122V230L124 231V228H126ZM134 227V226H133ZM213 226H211V234H213L214 236H216L215 237V240H218V239H220V236L219 235H216V231H214V227H215V225H214V227L212 228ZM222 227V226H221ZM224 227V226H223ZM17 228H20V227H17ZM17 228H15L14 230H16ZM67 228H69V226L67 227ZM71 229H72V227H70ZM121 228V227H120ZM226 228V227H225ZM247 228H249V227H247ZM11 228H7L6 227V232H8L7 230H9V231H11L12 232V230H10ZM33 229H35V228H33ZM38 229V228H37ZM98 229V228H97ZM111 229V228H110ZM239 229H241V228H239ZM256 229V228H255ZM36 230V229H35ZM64 230V229H63ZM103 230V229H102ZM125 230H127V229H125ZM130 230H133V228L132 229H130ZM135 230H136V228H135ZM2 231H5L4 229L2 230ZM17 231V230H16ZM60 231V230H59ZM62 231V230H61ZM60 231V232H61ZM69 231V230H68ZM71 231H73V230H71ZM71 231H69V232H67L66 233V235H67V238L69 237V234L71 233L72 234V232ZM93 231V230H92ZM95 231V230H94ZM104 231V230H103ZM115 231V230H114ZM118 231H120V229L118 230ZM128 231H129V228H128ZM6 232L5 233H3V232H1L0 231V233H2V235L4 234V236L6 235ZM11 232L9 233V235L11 234ZM41 232V231H40ZM39 232V233H40ZM66 231L64 230V233H65ZM116 232H117V228H116ZM116 232H114V233H116ZM13 233V232H12ZM17 232H15V234H16ZM56 233H58V232H56ZM62 233V232H61ZM78 233V230L76 229V234ZM81 233H83V232H79L78 234H81ZM85 233V232H84ZM93 233H95V232H93ZM103 233V232H102ZM101 233V234H102ZM121 233H123V232H121ZM125 233H127L126 231L121 235V234H119V232H118V234L120 235V236H123ZM129 233H131L130 231H129ZM209 233V232H208ZM20 234V233H19ZM41 234V233H40ZM70 234V235H71ZM97 234V233H96ZM117 233L115 234L116 236H114L113 238H115V240L116 241H118V237H117V235H118ZM168 234V233H167ZM14 235V234H13ZM56 235V234H55ZM59 235H60V233H59ZM75 235V234H74ZM82 236L84 235V234H81ZM165 235V234H164ZM1 236V235H0ZM12 236V235H11ZM54 236V235H53ZM62 236V235H61ZM78 236H80V235H78ZM120 236H119V238H120ZM130 236V235H129ZM198 236V235H197ZM196 236V237H197ZM210 236V235H209ZM213 236V237H214ZM260 236H262L263 238H264V233H260ZM5 237H8L9 238V236H5ZM33 237V236H32ZM31 237V239L32 240H30L31 241V244H34V242L33 241H36L37 239H33ZM71 237H73V236H71ZM75 237H77V235L76 236H74V238ZM87 237V236H86ZM85 237V238H86ZM117 237V238H116ZM126 237V236H125ZM30 238V237H29ZM40 238V237H39ZM84 238V239H85ZM89 238V237H88ZM4 239V238H3ZM7 239V238H6ZM23 239V238H22ZM69 239V238H68ZM70 239H72V238H70ZM69 239V240H70ZM82 240V241H77L80 245H85V246H93V245H95L96 243H94L95 242V240H89L88 241V239H87V241H85V240ZM122 239H124V238H122ZM177 239V238H176ZM1 240V239H0ZM5 240V239H4ZM3 240V241H4ZM8 240V239H7ZM6 240V241H7ZM26 240V239H25ZM27 240H28V238H27ZM40 240V239H39ZM81 240V239H80ZM175 240V239H174ZM202 240V239H201ZM72 241V240H71ZM74 241H76V239L74 240ZM200 241V240H199ZM2 241H0V243H1ZM23 242V241H22ZM27 242V241H26ZM33 242V243H32ZM37 242V241H36ZM36 242H35V244H36ZM119 242V246H120V240L118 241ZM117 242V243H118ZM122 242V241H121ZM178 242H179V240H178ZM3 243H6L7 244V242H3ZM9 243H10V241L8 242V244H7V246H9ZM30 243V242H29ZM113 243V242H112ZM123 243V242H122ZM234 243V242H233ZM2 244V243H1ZM0 244V245H1ZM17 244V243H16ZM34 244V245H35ZM200 244V243H199ZM3 245V244H2ZM1 245V246H2ZM12 245V244H11ZM10 245V246H11ZM18 245V244H17ZM25 245V244H24ZM26 245H28L27 243H26ZM131 245H130V248H131ZM178 245V244H177ZM4 246V245H3ZM3 246L1 247L2 249H3ZM6 246V245H5ZM22 246V245H21ZM118 246V247H119ZM123 245H121V247H122ZM28 247H33V245L31 246H28ZM166 247V246H165ZM0 248V249H1ZM6 248V247H5ZM35 248V247H34ZM123 248V247H122ZM171 248V247H170ZM262 248H263V246H262ZM261 248V249H262ZM7 249V248H6ZM21 249V248H20ZM114 249H116V248H114ZM127 249H129V246L127 245ZM157 249V248H156ZM168 249V248H167ZM173 249V248H172ZM178 249V248H177ZM116 250H118V249H116ZM123 250H124V248H123ZM130 250V249H129ZM131 250V251H132ZM150 250V249H149ZM163 249H161V251H162ZM5 251V250H4ZM10 251V250H9ZM125 251H126V249H125ZM151 251V250H150ZM173 251V250H172ZM2 252V251H1ZM34 252V251H33ZM32 252V253H33ZM127 252V251H126ZM130 252V251H129ZM131 253V254H135V253ZM178 252L179 251H175V253L176 254H178ZM221 252V251H220ZM37 253V254H36ZM54 253V252H53ZM121 253V252H120ZM124 253V252H123ZM143 253V252H142ZM152 253V252H151ZM219 253V252H218ZM217 253V254H218ZM3 254H4V252H3ZM36 254V256H34L35 258H36V261L38 262V260H39V258H41V257H43L42 255H40L39 253H38V251H36L35 253H34V255ZM172 254V253H171ZM216 253H214V254H212L210 257H212V256H214ZM217 254H216V256H217ZM1 255V254H0ZM21 255V254H20ZM19 255V256H20ZM129 255V254H128ZM137 255V254H136ZM117 256V254H115L114 255V257L112 256V258H113V260H114V258H116L115 259V261L117 262L118 261V259L120 258L121 259V257H116ZM132 256H135V255H132ZM139 256V255H138ZM143 256V255H142ZM171 256V255H170ZM215 256V257H216ZM1 257H4L3 255L1 256ZM6 257V256H5ZM33 257V258H34ZM168 257H169V255H168ZM173 256H171V258H172ZM192 257V256H191ZM31 258V257H30ZM33 258L31 259L32 261L31 262H33ZM51 258L52 259H54V254H52L51 255ZM123 258V257H122ZM128 258V257H127ZM126 258V259H127ZM149 258H150V256H146L145 258H143L142 259V261L140 262V261H138V262H140L139 264H148V260H149ZM170 258V259H171ZM264 258V257H263ZM38 259V260H37ZM42 259V258H41ZM51 259V260H52ZM119 259V260H120ZM129 259V258H128ZM132 259V258H131ZM170 259H168V260H170ZM255 259V258H254ZM123 260V259H122ZM140 260V259H139ZM41 261V260H40ZM127 261V260H126ZM136 261V260H135ZM12 262V261H11ZM26 262V261H25ZM28 262V261H27ZM257 262V261H256ZM3 263V262H2ZM1 263V264H2ZM121 262L119 261V263L118 264H120ZM131 263V262H130ZM24 264V263H23ZM33 264V263H32ZM34 264H35V260H34ZM127 264H129V263H127ZM252 264V263H251Z\"/></svg>",
  "mask_w": 264,
  "mask_h": 264
}]
</instances>
